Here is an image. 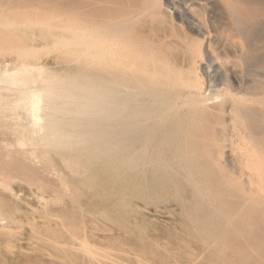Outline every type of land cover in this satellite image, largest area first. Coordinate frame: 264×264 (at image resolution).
<instances>
[{"label": "rangeland", "instance_id": "obj_1", "mask_svg": "<svg viewBox=\"0 0 264 264\" xmlns=\"http://www.w3.org/2000/svg\"><path fill=\"white\" fill-rule=\"evenodd\" d=\"M167 2L176 4L175 0H162L163 9ZM112 6L110 0H0V22L4 17L13 18L15 36L21 42L37 49L44 45L29 62L45 63L66 80L107 81L110 86L105 94L111 105L112 73L125 72L124 68L113 69L110 60ZM170 16L188 39L142 48L153 66L168 62L174 67L168 74L153 78L178 84L179 78L186 76L187 66L182 71L175 66L184 54L185 59L189 57L184 42L200 44L202 56L196 59L195 67L205 88L214 73V81L237 92L249 123L264 129V103H247L245 89L254 84L264 86V0H182ZM20 23H26L24 28L17 27ZM79 31H85L86 39L96 43L91 53L84 54L83 45L51 46L60 37L71 38ZM208 33L212 36L209 45L203 39ZM2 58L12 61L18 56L9 52ZM213 61L216 63L210 65ZM145 81H150L149 77ZM182 91L171 108L145 98L144 105L135 107L134 112L125 101L128 95L117 94V115L110 110V117L102 120L110 130L119 131L142 123L144 134L153 128L156 141L166 137L167 146L181 147L184 153L165 154L166 162L177 173L170 168L161 170L159 182L149 188L143 187V172L136 173L134 187L129 186L125 134L114 136L118 140L113 142L120 148L110 153L111 157H80L83 165L77 169L78 177L71 179L73 186L62 185L55 178L52 182L30 181L34 175L24 179L22 174L15 177L28 181L15 178L5 183L6 177L0 174L4 183L0 187V264H264V194L255 184L245 185L246 196L241 197L234 183H225L223 170H236L233 177L240 170L229 150L230 127L212 123L208 111L189 107L192 104L183 99L185 89ZM140 132L136 131L135 138L141 137ZM14 157L0 162L11 160V166ZM186 160L190 167H182ZM56 162L62 172L70 173L59 157ZM4 164L0 167H9ZM188 169L194 173L200 169L201 175L196 177L206 179L200 186L210 194L207 202L198 200L183 179ZM61 170L52 173L58 177ZM75 192L79 194L75 196Z\"/></svg>", "mask_w": 264, "mask_h": 264}, {"label": "bare ground", "instance_id": "obj_2", "mask_svg": "<svg viewBox=\"0 0 264 264\" xmlns=\"http://www.w3.org/2000/svg\"><path fill=\"white\" fill-rule=\"evenodd\" d=\"M161 1L110 0V5H113L110 11V55L112 57L110 60L115 65V67L111 65L110 67H114L115 70L124 68L127 72L126 74L125 72L117 73V71L112 73L114 79L110 82L114 88L111 89L112 95H109L111 105H108V97L105 94L110 86L107 81L66 80L59 78L55 71L45 63L29 62L28 60L44 45L37 49L34 45L21 42L17 34L15 36L16 32L13 28L15 20L4 17L0 22V27L5 29V31L0 30L3 31L0 33V57L9 52H14L18 56L12 61L3 60V58L0 60V153H4L2 157L6 159H12L16 155L18 161L14 157L16 163L14 162L11 166L8 164V161L13 162L11 160L5 161L7 164L0 162L1 165L9 166L8 168L0 167L1 176L6 177L4 180L7 179L5 183L10 179L12 181L17 178L15 175L22 174L23 178L34 175V180L30 181L41 179L52 182V179L55 178L58 183L68 185L71 179H74L75 176L78 177L77 169L83 165L80 157H87V160L111 157L110 153H117L120 148L113 142L118 140L114 136L125 134L127 141L124 147L125 153H127L126 170L130 175L128 177L129 186H133L136 182V173L143 172L145 174L143 187H151L159 182L161 170L167 171L170 168L171 171L177 173L172 165L166 162L165 154L184 153L179 150L181 147L175 144L167 146L166 137L156 141L154 139L156 130L153 128L144 134L145 125L142 123H134V125L119 131L117 130L118 126L117 129L110 130L108 125L102 123V120L110 117V110L114 115H117L116 110L119 106L118 102L116 103L115 95L117 94L128 95L125 101L130 102L133 111L135 107L144 105L142 101L145 98H149L158 105H167L171 108L173 101H177L174 98L179 96L180 99L182 95L179 94L182 89H185L183 99L191 102L192 105L189 107L208 111L212 123L230 127L229 150L235 156L240 170L236 177L232 176L237 173L236 170H223L222 178H226L225 183H234L235 191L241 197L246 196L245 185L255 184L261 194H264V129L249 123V114L245 110V106L237 101L239 98L236 96L237 92L231 90L230 85L225 86L214 81V73L210 75L207 88H205L202 83V75L195 67L196 59L202 56L200 44L184 42L187 45L186 51H188L189 57L185 59L184 54L180 64L175 66L179 71H182L185 65L187 66L185 67L186 76L179 78L178 84L174 81L164 84L160 79L153 78V75L168 74L174 67H169L168 62H162L157 67L153 66L145 58L142 48L188 39L182 29L176 28L170 16L173 10L181 6L182 0H175L176 4L167 2L166 6H163L164 9L161 6ZM25 25L26 23H20L17 27L23 26L24 28ZM85 35H87L85 31H79L71 38L61 39L60 37V40H55L58 37L56 36L51 46L83 45L86 47L83 49L84 54H89L92 52V48L96 47V43L88 41ZM211 38L210 33L203 36L207 44ZM135 45H138L139 48ZM213 63L216 62L213 61L210 65ZM145 77H149L150 81H145ZM245 89L248 94L246 102L264 103V86L254 84L246 86ZM187 100L186 103H188ZM246 102L244 101V103ZM137 130L143 132H140L142 135L138 139L135 138ZM110 134L114 139L112 137L110 139ZM56 157H59L64 166L70 170L69 174L62 172L59 163L56 162ZM187 163L186 160L182 163V167L186 165L190 167ZM54 166L55 170H61V173L58 172V177L53 175L55 173L53 172L55 171ZM186 171L183 179L198 200L207 202L210 199V194L200 186L201 183H206V179L203 176L199 179L196 177L201 175L200 169H197L195 173L191 169ZM24 179L21 178V182ZM24 181H28V179ZM36 183L38 184L37 181ZM41 183L39 184L40 188ZM77 194L79 193H76L75 196Z\"/></svg>", "mask_w": 264, "mask_h": 264}]
</instances>
